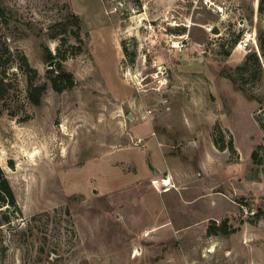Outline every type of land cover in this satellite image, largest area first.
<instances>
[{
	"label": "rangeland",
	"instance_id": "obj_1",
	"mask_svg": "<svg viewBox=\"0 0 264 264\" xmlns=\"http://www.w3.org/2000/svg\"><path fill=\"white\" fill-rule=\"evenodd\" d=\"M235 2L210 39L190 0H0V264H264V0ZM252 30L258 50H234Z\"/></svg>",
	"mask_w": 264,
	"mask_h": 264
},
{
	"label": "trees",
	"instance_id": "obj_2",
	"mask_svg": "<svg viewBox=\"0 0 264 264\" xmlns=\"http://www.w3.org/2000/svg\"><path fill=\"white\" fill-rule=\"evenodd\" d=\"M68 23H70V24L75 23L79 27L81 21H80V18L78 15L71 13L68 17ZM63 25H66V24L64 23ZM63 29H65V28H63ZM63 29L61 31L59 30L60 32H58V33H62ZM55 36H57V35H55ZM55 36H53V37H55ZM261 47H262L263 52H264V41H263V44L261 45ZM252 56L255 59V61H257V62L259 61L258 56L256 54H252ZM250 57H251V55L248 56L246 60H248V58H250ZM47 58L49 61L53 60V59H57L56 56H53L51 53L47 54ZM22 60L24 63L25 72L28 75L27 98L32 104L38 106L41 104L43 94L45 93V91L47 89V84L46 83H37L36 82V77H37L36 74L38 73L37 70L30 65V63H29V61L25 55L22 56ZM3 65L4 64H3L2 58L0 56V103L3 100L5 93H7L8 89H9V84L5 83V79H6L5 74L8 71V69L6 66H3ZM47 70H48V72L53 71V72L57 73V76L52 79V86L55 90L62 91L65 87H68V86L74 84V79H73L72 74L64 71L61 68L59 61H57V63H56V69H54V70L47 69ZM230 78H231V76H230ZM231 79L233 80L234 83H237L234 78H231ZM215 143L217 145H219L218 141H215ZM220 147L224 148L225 146H220ZM229 147L233 149L232 142H230ZM15 201H16V199H15L14 191L10 185L9 180L5 176L3 169L0 167V207L6 206V205L8 208L13 207L16 204ZM208 231L211 234H217L218 235V234H229L230 231H235V230L229 229V226H227V221L225 220L221 224H217L216 221H213L212 224L208 227Z\"/></svg>",
	"mask_w": 264,
	"mask_h": 264
},
{
	"label": "built area",
	"instance_id": "obj_3",
	"mask_svg": "<svg viewBox=\"0 0 264 264\" xmlns=\"http://www.w3.org/2000/svg\"><path fill=\"white\" fill-rule=\"evenodd\" d=\"M192 2V10L203 8L213 15H216V23H200L199 25L210 35V39L218 37L224 34L227 30V22L230 21L233 9L229 0H190ZM190 17L192 13L189 14ZM170 27L186 26L190 27V24L185 21L173 19L168 22ZM168 44L171 49L178 52H183L189 47L190 34L188 32H168ZM200 45V44H199ZM253 47L257 50V38L256 31H248L241 35L233 44V49L238 51H249ZM203 53V52H202Z\"/></svg>",
	"mask_w": 264,
	"mask_h": 264
},
{
	"label": "crops",
	"instance_id": "obj_4",
	"mask_svg": "<svg viewBox=\"0 0 264 264\" xmlns=\"http://www.w3.org/2000/svg\"><path fill=\"white\" fill-rule=\"evenodd\" d=\"M230 1V3H234L235 2V0H229ZM233 1V2H232ZM235 3H237V2H235ZM232 6V9H233V13L231 14V17H230V20H233V16H234V14L236 13V11H234L236 8H234L235 6H233V5H231ZM200 52V51H199ZM203 52V53H202ZM207 51L206 50H203V51H201V53L202 54H204V53H206Z\"/></svg>",
	"mask_w": 264,
	"mask_h": 264
},
{
	"label": "bare ground",
	"instance_id": "obj_5",
	"mask_svg": "<svg viewBox=\"0 0 264 264\" xmlns=\"http://www.w3.org/2000/svg\"><path fill=\"white\" fill-rule=\"evenodd\" d=\"M166 185L170 184L171 183V180H168V181H165L164 182ZM173 185V184H172Z\"/></svg>",
	"mask_w": 264,
	"mask_h": 264
},
{
	"label": "water",
	"instance_id": "obj_6",
	"mask_svg": "<svg viewBox=\"0 0 264 264\" xmlns=\"http://www.w3.org/2000/svg\"><path fill=\"white\" fill-rule=\"evenodd\" d=\"M54 63H55V61H52V62L50 63V65H51V64H54ZM48 67H49V66H48Z\"/></svg>",
	"mask_w": 264,
	"mask_h": 264
}]
</instances>
